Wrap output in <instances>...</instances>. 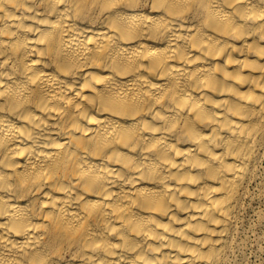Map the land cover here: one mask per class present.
I'll return each instance as SVG.
<instances>
[{
    "label": "clouds",
    "instance_id": "9594fccd",
    "mask_svg": "<svg viewBox=\"0 0 264 264\" xmlns=\"http://www.w3.org/2000/svg\"><path fill=\"white\" fill-rule=\"evenodd\" d=\"M29 2L33 15L26 18L46 24V29L25 28L21 21L16 32L0 30V36L16 37L14 42L0 39V57L5 58L0 61V217H6L0 223V264H73L72 257L84 264H106L88 252L104 251L106 234L124 239L123 232L130 229L122 223L113 232L119 216L106 204L94 217L81 211L88 203L82 189L87 186L93 195L111 198L114 185L122 190L135 186L137 176L156 181L153 187L163 184L170 176L163 161L174 159L166 141L187 139L198 123L177 105L187 99L189 106L196 104L203 111V102L188 93L200 79L215 78L211 69L193 78L186 67L172 68L168 58L195 60L193 42L202 52L218 42L210 28L242 27L237 18L255 25L264 13L255 12L251 0ZM7 4L0 0V9ZM84 25L93 34L103 32L91 47ZM262 28L257 26L256 32ZM189 29L190 35H180ZM28 32L37 35L34 42ZM161 47L167 48L163 55H148ZM36 51L44 57L38 69L31 59ZM148 69L155 76L164 73L166 79L154 84ZM21 121L26 123L18 127ZM156 132L159 142L145 134ZM64 137L68 139L60 143ZM53 146L57 150L49 154ZM21 152L28 163L18 172L21 166L15 158ZM118 161L129 163L113 168ZM46 188L65 194L60 200L49 196V212L43 207ZM123 197V191L115 194L113 203L120 205L125 218L141 215L139 204L133 213ZM14 234L23 241L13 242ZM111 247L107 245L108 255L113 254Z\"/></svg>",
    "mask_w": 264,
    "mask_h": 264
},
{
    "label": "bare ground",
    "instance_id": "6f19581e",
    "mask_svg": "<svg viewBox=\"0 0 264 264\" xmlns=\"http://www.w3.org/2000/svg\"><path fill=\"white\" fill-rule=\"evenodd\" d=\"M251 4L255 12L264 13L261 0H251ZM30 7L29 0H8L7 8L0 9V30L16 32L21 21L25 28L46 29V24L37 25L35 20L26 18L33 15L28 10ZM38 19L42 21L43 17ZM237 25L242 27L210 28L209 34L215 35L218 42L215 46L206 45L207 52L200 51L198 43L193 42L191 56L195 60L189 58L185 63L183 55L176 59L168 58L172 68L186 67L193 73V78L197 72L209 69L214 71L215 78L200 79L198 86L188 93L193 100L203 102V111L196 104L189 106L187 99L177 105L180 111L198 123L188 133L187 139L166 141L174 159L163 161L167 173H170L163 184L153 187L156 181L137 176L135 186L125 185L122 190L114 185L111 198L93 195L87 186L82 189L88 203L82 206L81 211L94 217L106 204L108 211L119 216L112 223L113 232L120 229L122 223L130 229L123 232L124 239L120 235L106 234L105 250L88 252L89 256L103 259L106 264H239L232 260L239 222L246 201L251 198V186L264 157V28L256 32L257 26H264V18L258 19L255 25L252 20L246 24L237 18ZM84 28L88 30L86 39L91 47L103 32L93 34L88 25ZM243 31L249 34L242 35ZM190 34L191 29L180 33L181 36ZM26 35L30 42L37 39V35L31 32ZM0 39L14 42L16 37L3 35ZM179 43L184 41L181 39ZM40 47H43V41ZM166 51L165 47L153 48L148 55H163ZM3 59L0 57V61ZM31 59L33 67L38 69L44 57L36 51ZM155 63H159V57ZM148 72L153 75L154 84L166 79L164 73L155 76L153 69H148ZM25 123L18 122L17 126ZM145 134L156 136L159 142V132ZM67 139L64 137L60 143ZM15 143L25 147L21 141ZM56 150L53 146L48 152L55 154ZM15 162L21 166L17 171L22 172L28 160L21 152ZM128 163L125 161L122 165L118 161L112 167L119 169ZM50 182L49 179L46 183ZM121 191L125 202H131L133 213L139 204L141 215L125 218L122 214L124 210L118 203H113L115 194ZM44 193L45 212L50 211L47 204L49 196L54 195L57 200L65 196L62 191L51 188L44 189ZM24 203L26 201H21V204ZM56 206L60 207L59 204ZM48 218L45 216L43 219L47 221ZM5 220L6 217H0V223ZM10 239L13 242L23 241L15 234ZM107 245L112 246V255H108ZM72 259L73 264H84L79 258Z\"/></svg>",
    "mask_w": 264,
    "mask_h": 264
},
{
    "label": "rangeland",
    "instance_id": "374dc122",
    "mask_svg": "<svg viewBox=\"0 0 264 264\" xmlns=\"http://www.w3.org/2000/svg\"><path fill=\"white\" fill-rule=\"evenodd\" d=\"M250 193L239 222L232 260L239 264H264V157Z\"/></svg>",
    "mask_w": 264,
    "mask_h": 264
}]
</instances>
